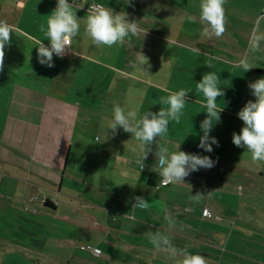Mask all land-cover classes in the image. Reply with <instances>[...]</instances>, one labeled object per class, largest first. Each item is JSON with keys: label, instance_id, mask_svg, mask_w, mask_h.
Wrapping results in <instances>:
<instances>
[{"label": "crops", "instance_id": "1", "mask_svg": "<svg viewBox=\"0 0 264 264\" xmlns=\"http://www.w3.org/2000/svg\"><path fill=\"white\" fill-rule=\"evenodd\" d=\"M132 1L134 12L128 18L130 21L139 22L141 27L147 30L144 36L141 34L138 37H131V44L125 43L123 46L116 45L112 48L92 45L84 34L88 13L85 7L89 4H100L111 8L113 12L127 13L126 9L117 7L119 3H126L127 0H87L84 8L76 12L77 17L81 19V28L79 35L71 43V51L63 58L54 55L52 68L38 63L36 48L39 47L37 41H43L45 46H48L45 32L40 28L41 25L47 28L48 16L55 9L56 0H9L2 6L4 8L0 11V20H5L14 27L10 34L11 46L5 48L4 67L0 70V215L7 214L21 221L23 219L31 221L19 207L22 202H31V196L36 193L48 198V202L41 206L35 201L31 203L32 207L37 210L42 207L46 212L48 208L57 209L56 195L61 193L62 188L66 192L62 194L63 197L71 199L69 193L76 187L75 184L78 182L82 187L88 178L87 174L91 173L85 168L79 173L76 168L79 169L82 165L74 161L86 157L84 160L86 165L87 163L89 165V160L94 161L95 157L98 158L96 163L109 159L111 164L114 161L109 174L102 170L104 174L102 178L106 180L104 187L110 191L109 197L104 199L106 206H111L114 210L102 209L106 212L103 222H108L109 216L114 213L118 216L116 223H119L122 237H140L141 241H144V246L123 241L127 245L123 248L151 255L155 251L152 245L148 244L146 233L155 230L170 231L173 239L177 241L176 247L189 248L191 242L199 246L195 253H188L204 256L207 264H222L221 260L226 264H249L242 256L243 251L240 254L236 253L239 252L236 248L231 251L229 248L227 251L215 245V241H219L217 245H221L220 247L229 245L231 240L226 243L225 238L231 239L233 235L237 239L242 236L245 239L256 237L260 240L264 231V205L260 206L261 203L257 202L259 196L264 198V163H253L251 155L245 149L237 148L231 142L232 137H226L228 130L232 131L241 122L237 117L238 112L228 108L229 102H225L218 124L222 127L210 132L219 143V147L212 146L211 153L195 149L197 137H187L186 139H189L187 143L183 137H171L179 130H184V133L190 135L193 131L194 134V127L199 124L197 120L192 121L193 128L190 126L192 129L186 130L187 121L192 119L193 113L189 107L192 104L205 107L206 103L202 94L196 90L195 84L202 78L199 63L208 62L212 54L208 55L209 53L200 50V54L197 55L191 49L199 48L197 45L204 43H208L212 49H219L223 44L218 41L211 43V40L215 39L207 37L204 39L197 35L198 11L193 15L196 21L187 29L188 33L193 30L196 37L179 39L175 43L174 37L166 36L172 35L176 26L174 18L168 22L162 18L156 24L158 25L156 28L162 34L161 37L154 31V27L152 28L159 16L157 12L166 15L164 18L167 20L171 17L170 14L177 12V7L171 4L170 0H136L137 3L135 0ZM186 1L191 7L192 0ZM26 7H29L27 12ZM180 8L183 11V6ZM240 26L246 27L245 29L248 27L245 24ZM263 27L262 24L261 28ZM159 39L162 44L156 42ZM160 45L179 47V50L173 49L171 63L182 61L193 63L191 66L187 64V69L180 66L170 68L175 72L180 69L181 72L178 76L181 80L180 85L176 88L163 85L161 77L157 78L161 86H154L148 67L147 74L141 70L144 65L137 53L144 56L150 53L147 60L154 62L156 59L153 60L152 51ZM231 51L234 55L235 52H240L232 48ZM177 74H173L174 77H177ZM243 77L246 84L257 80L252 77L250 71ZM232 80L233 75H230V84ZM181 89L188 91L189 97L182 110L180 123L169 122L168 139L172 143L164 144L163 140H158V143L168 147L170 151H175L176 146L180 144V151L210 156L216 161L218 168L214 166L209 170L201 169L191 173L185 178L186 185L161 186L155 156L148 155L144 161L145 167L141 171L136 163L139 158V144L134 137L118 129L114 137L109 132V138L106 139L104 129L113 115L114 104L118 103L125 111L157 113L161 107H166L160 104V97H167ZM97 134L103 135L104 143H101V138L97 139ZM223 145L234 146L230 155L223 156L218 153L221 148L223 150ZM152 149L154 153L155 144L152 145ZM123 161L125 165H121ZM116 180L121 187H117ZM161 190L164 191V198L155 197ZM196 193L205 195L199 203L191 201V195ZM134 196L143 197L149 203V208L146 210L132 208ZM223 196L226 198L227 206L220 202ZM245 202L248 210L246 206L242 207ZM76 204L80 205V208H73L77 214L73 215L74 217L63 215L60 218L62 221L80 225L81 213L90 214L83 208L94 207L83 198L78 199ZM258 206L260 209L256 217L246 215L252 207ZM165 209L177 221L173 229H169L164 220ZM208 209L220 219L217 220L215 217L207 219L205 212ZM36 219L40 220L38 217ZM250 222L260 224L252 227L248 226ZM213 225L219 227L215 228ZM247 227L251 229L242 233V229ZM20 229L19 226L18 230ZM0 241L13 247L5 235H0ZM58 242L60 241L56 240L54 243L56 248H59ZM107 246L114 247V244L109 242ZM255 248L261 250L259 252L264 257V244L257 243ZM223 254L228 255L225 257ZM255 262L261 264L259 260Z\"/></svg>", "mask_w": 264, "mask_h": 264}, {"label": "rangeland", "instance_id": "2", "mask_svg": "<svg viewBox=\"0 0 264 264\" xmlns=\"http://www.w3.org/2000/svg\"><path fill=\"white\" fill-rule=\"evenodd\" d=\"M8 1L9 0H0L1 10L4 8L2 6ZM131 3H134V1H132ZM135 3H137V1ZM170 3L174 4L177 7V12L174 14H170L171 17L168 18L167 20L164 18V16L166 15L157 12V14H159V16L157 17V22L152 26V28L154 27V31H156L157 34L159 33V30L156 28V26L158 25L156 24L159 21H161L162 18H163L162 20H165L167 22L174 18L173 21L176 26L172 31L173 36L165 34L166 36H168L169 38L174 37L175 40L173 39L172 40L175 43L177 42L176 40L179 39L181 40L184 38L196 37V35H194L193 33V30H190L188 33L187 29L189 27H192V22H194L193 20H190L189 17L190 16L193 17L196 11H198V13L200 11L199 9L200 0H192L190 4L191 7H189L186 0H170ZM181 6H183V11L180 8ZM117 7L119 9H126L128 16L134 12L133 7L129 6L126 3H119ZM28 8L29 7H26V12ZM224 8H225V17H226V31L221 38L219 39L212 38L215 40H211V43H215L218 41V42H222L223 45L219 46V49L218 48L212 49V47H210L208 43H204L203 45H197L199 46L201 51L206 52L207 54L209 53L208 55L212 54L211 56L216 58V60L211 61L213 65L212 68L207 67L206 64L208 62H204V61H201L199 65H201L202 73L205 72L206 74L208 72L213 71L218 73L219 75L220 82L218 86L222 88L225 95L223 97L217 98L218 108L224 106L225 102L227 101L229 102L228 108H230L234 112L235 111L238 112L245 105L247 101L249 100L254 101L255 98L251 95V91L248 88V84L251 82L247 84L244 83L245 77L243 76L245 73L241 68L235 67L234 65L245 54L254 24L257 22L259 18L264 17V0H226ZM240 24L248 25L247 29H245L246 27L242 28ZM262 24L264 25V19H260V25ZM197 28H198L197 35L205 39V36H202V25L200 23H198ZM159 35L162 37L161 33H159ZM177 35L179 36L178 38L175 37ZM156 42L157 43L160 42L159 44L163 43L162 41H160V39ZM231 44L232 46H230ZM244 47L245 49L242 53V49ZM231 48L236 49V51H240V52H235L234 55L231 51ZM173 49L179 50V47L160 45L157 48L153 49L152 57L153 60L154 59L156 60L154 62H148L149 65L148 70H150L149 76L153 84H155L154 86L157 85L161 86L160 81H157V78L161 77L163 78L162 80L163 85L169 88L178 87L181 81L178 78V76H180L181 74L180 69L177 72H175L173 71V69L170 70V68L174 66H180L181 68L184 67L185 69H187L186 68L187 64L189 66L193 64L191 61L171 63L170 61L171 59H173L172 56H174ZM148 54L145 56L146 58H148L149 56ZM249 62L252 63L254 68H259V67L264 68V45H262L261 51L257 53L255 56L251 54L249 55ZM165 67H169V68H165ZM253 69H250L249 71ZM202 73H201V77L204 75ZM173 74H177V77H174ZM230 75H233L232 84H230L229 81ZM255 77L256 79L264 78L258 76ZM202 98H204L203 95ZM189 109L191 112H193L192 113L193 120L191 119L187 121L186 130L189 128L190 129L193 128L192 121L194 122V119L199 122V124L195 125L194 127V134H192L193 131L190 135L187 134L186 132L184 133V130L182 131L179 130L176 131V134H172L171 137H183V139H186L187 137H197L194 143V147L197 150H201L200 148H198L200 137L203 135V133L200 131V123L206 118L207 109L206 107H200L196 104H192L189 107ZM222 117H224V115H222ZM186 118L189 119L188 116H186ZM218 124L220 123L214 124L212 130L220 129L222 127L221 125L218 126ZM190 126H192V128ZM242 127H243V122L241 121L239 125H237L232 131L228 130L226 137H232V133L234 132L236 134H239L240 129ZM92 131H94V128H92ZM96 136L97 139L101 138V143H104L103 135L97 134ZM210 136L213 137V135ZM188 141L189 139H186L185 143H187ZM233 147L234 146L229 145V147H227L223 145V150L221 148L218 151V153L223 156L230 155L232 153ZM108 157L110 158L109 155ZM84 159H86V157L77 159L74 162H76L79 165H82L79 169L76 168V170L79 173L83 172L84 168L85 170L89 169L91 171L90 174H87L88 178L86 180V183H84L82 187L79 185L78 182L75 184L76 187L72 188V191L69 193V195L72 197L71 199L69 198L65 199L63 197L62 194L66 192L64 191V188H62L61 193L56 195L58 201L57 209L53 210V209L45 208L47 209L46 212V210H42L41 207V209L38 208L37 214H32L30 212H25L23 210V207L25 205L32 207V204L28 202L26 203L22 202L21 207H19V210L22 213L26 214L25 216L31 219V221H27L26 219H23L21 221L14 217L12 218L8 216L7 214L0 215V235L1 234L5 235L7 239L12 242V246H13V247L8 246L6 242L1 243L0 241V264H55V263L57 264H148L150 262H153V264H174L172 260H169L162 253L154 252L153 254L150 255L144 252L135 253L129 249L123 248L127 246L125 245L124 242L129 244H136L138 246H144V241H141L140 237L138 238L129 237V236L122 237V235L120 234L121 230L119 229V223H116V218L118 216L115 215L114 213L109 216L108 222H103L104 213L106 214V212L102 209L107 208L113 211L114 208L111 206H106L107 204L105 203L106 199L104 198L109 197L110 191L108 189H105L106 187H104V185H106L105 183L106 180L102 178V175H104L102 173V170L104 169L105 171H107V174H109L110 168L113 166L114 161L112 164L109 162V159L105 162L100 161L99 163H96L98 158L95 157L94 161L88 159L89 165L88 163L86 165ZM219 160L220 159H217V161ZM225 160L227 161V159H224V161ZM122 164L125 165L124 161L121 162V165ZM127 165L128 164H126V166ZM115 168H116V164H115ZM215 168H218L217 164H215ZM118 169L119 168L117 166V170ZM147 177L148 176H145V178ZM116 185L117 187H121L120 183L117 180H116ZM174 187L175 186H173V188ZM163 193L164 191L161 190L155 195V197L164 198ZM80 198L86 199L90 202V204L92 203L94 205V207L89 206L87 208H83V210L87 213L93 214L97 222L101 223L102 225H106V227L109 226L107 228L106 234L93 229L83 230L77 227L75 222H64L60 219L62 218L63 215H66L67 217L68 216L74 217L73 215L77 214V212L73 208L74 207L80 208V205L76 204V202H78V199ZM115 201L116 200H114V202ZM220 202H222L224 205L227 206L225 196H223V199ZM257 202L261 203L260 206H262V204L264 205V198L259 196ZM260 206L252 207L249 210V214L247 212L246 215L247 216L250 215L251 217L252 216L256 217L259 214ZM242 207H245L248 210L246 202L245 205H243ZM54 216L58 218L55 219ZM37 217L40 220H37L36 219ZM220 224L222 225V223ZM259 224L260 223L250 222L248 226L256 227ZM218 225H213V226L217 228ZM19 226L21 227L20 230H18ZM229 228L231 229L230 226ZM250 229H251L250 227H247L244 230L242 229L241 232L246 233ZM234 236L235 235H233V238L231 239L225 238L226 243L231 240L229 245L225 244L222 245V247H220L221 245H217L219 241L218 242L215 241L216 243L215 245L219 249L220 248L223 250L226 249L227 251H229V248L230 251L236 248L237 250H239V252L236 253H240L241 251H243L242 256L247 260L249 264H259L255 262L258 260L261 264H264V257L259 252L261 250L258 251L255 248L257 243L264 244V231L261 234L263 240L262 239L257 240L256 237L255 238L250 237L248 239H245L242 238V236L240 239H237ZM56 240L57 241L77 240V244L79 246L83 245V246L99 247L101 250V254L99 258H95L92 256V254L89 251H85L83 249H80L79 247L73 249L64 248V247L56 248L54 246ZM118 240L120 242L119 244H118ZM109 242L113 243L114 247L107 246ZM172 242H174V245H177L176 239H172ZM148 244L150 243L148 242ZM189 244L190 247L185 248L187 249L188 252L195 253V251L199 249V246L197 247L193 242ZM225 246L228 247L226 248ZM177 248H181V247L177 246ZM227 255L228 254L225 255L223 254L222 256L226 257ZM221 262L222 264H226L222 260Z\"/></svg>", "mask_w": 264, "mask_h": 264}, {"label": "clouds", "instance_id": "3", "mask_svg": "<svg viewBox=\"0 0 264 264\" xmlns=\"http://www.w3.org/2000/svg\"><path fill=\"white\" fill-rule=\"evenodd\" d=\"M132 0H127L126 4L131 6ZM87 0H84L79 6L69 3V0H56V7L48 16L47 28L41 25L40 30L45 32L48 46L43 41H37V60L42 66L48 68L54 67L53 56L58 58L65 57L75 37L80 33V21L76 12L84 8ZM226 0H200L199 5V23L202 25V35L212 39H219L226 31V17L224 5ZM195 22L194 17H189ZM260 19L254 24L248 41L244 56L234 65L241 68L244 73L253 69L249 62V55L255 56L261 51L264 45V28H261ZM13 25L5 20H0V70L4 67L5 48L11 46V37ZM147 30L142 28L140 23L135 20H129L128 13L125 11L113 12L111 8L100 4H92L85 20L84 34L89 38L91 44L96 47L112 48L116 45L123 46L125 43L131 44V37H138L146 34ZM191 51L197 55L200 54L199 48H193ZM144 67L141 68L147 74L148 60L140 53ZM215 57H209L206 64L212 68V60ZM220 78L216 72L204 74L201 80L196 83V90L201 93L206 101V118L200 123V131L203 135L200 137L198 148L204 152L211 153L213 145L219 147L218 141L210 136L214 124L220 122V113L223 106L218 108L217 98L225 95L219 85ZM251 95L255 100H249L238 111L237 117L243 122L240 133H232V144L237 148H243L251 155V160L255 164L264 163V78H259L248 84ZM189 92L181 89L170 93L167 97H160L161 107L157 113L145 111L142 114L135 110L125 111L118 103L112 108V117L109 120L104 134L106 139L108 133L114 137L118 129L131 134V137L139 144V158L136 163L141 171L144 169V161L149 154L155 156L156 168L161 177L160 183L164 186L169 184H183L185 178L191 173L201 169L209 170L215 166L216 161L210 156L199 154H190L180 151V144L176 146L175 151H170L168 147L159 144L158 140H163L164 144L172 143L168 139V125L170 121L180 123L183 116V109L188 103ZM156 145V151L153 153L152 145ZM209 194V193H208ZM205 195L196 193L191 195L193 203H199ZM134 203L132 208L146 210L149 203L143 197H132ZM134 219V218H133ZM164 220L168 228L173 229L177 221L165 209ZM146 236L149 243L157 253L164 254L174 264H207V260L202 255L189 254L187 249L177 248L172 242L170 231H148ZM99 254L98 249H93Z\"/></svg>", "mask_w": 264, "mask_h": 264}, {"label": "trees", "instance_id": "4", "mask_svg": "<svg viewBox=\"0 0 264 264\" xmlns=\"http://www.w3.org/2000/svg\"><path fill=\"white\" fill-rule=\"evenodd\" d=\"M0 11H1V5H0ZM251 72V75L253 78H256L255 76H258V77H264V69H253L250 71ZM209 210V209H208ZM81 217H82V223L80 225H76L77 227L83 229V230H90V229H93V230H97L101 233H105L107 232V227L105 225H102L101 223L97 222L96 218L91 215V214H86V213H81ZM108 244V243H107ZM57 246L59 248H69V249H73V248H80V249H83L85 251H87V246H79L77 244V240H73V241H67V240H62L60 242L57 243ZM100 256V255H99ZM98 257H95V258H99Z\"/></svg>", "mask_w": 264, "mask_h": 264}, {"label": "built area", "instance_id": "5", "mask_svg": "<svg viewBox=\"0 0 264 264\" xmlns=\"http://www.w3.org/2000/svg\"><path fill=\"white\" fill-rule=\"evenodd\" d=\"M82 2H83V0H69V3H74V4L77 5V6H79ZM91 5H92V4L87 5V6L85 7V9H86L87 11H89ZM68 53H69V52H68ZM139 169H140V167H139ZM140 170H141V169H140ZM159 185L164 186V185H162L161 183H160ZM169 185H170V184H169ZM169 185H167V186H169ZM35 201H36V202H39V204H41V205H45V204L48 202V198H46V197H44V196H40V195H38V194H35V195L31 196V202L29 201V203H34ZM23 210H24L25 212H30V213H32V214H36V213L38 212L37 208H35V207H29V206H27V205H25V206L23 207ZM205 217H206L207 219H212L213 217H215V219H217V220L220 219L218 216H215L211 210H206V212H205ZM93 249H98V250H99V254H97L95 251H93ZM86 250L89 251V252L92 254V256H95V257H98V256L101 254V250H100L99 248H96V247L87 246V249H86Z\"/></svg>", "mask_w": 264, "mask_h": 264}]
</instances>
